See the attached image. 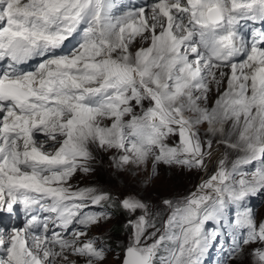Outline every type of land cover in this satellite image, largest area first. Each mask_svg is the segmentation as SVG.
Wrapping results in <instances>:
<instances>
[{
    "label": "snow or ice",
    "instance_id": "obj_1",
    "mask_svg": "<svg viewBox=\"0 0 264 264\" xmlns=\"http://www.w3.org/2000/svg\"><path fill=\"white\" fill-rule=\"evenodd\" d=\"M0 65V264H264V0H0ZM104 154L114 187L71 183ZM162 166L206 178L120 190ZM117 211L127 242L90 235Z\"/></svg>",
    "mask_w": 264,
    "mask_h": 264
},
{
    "label": "rangeland",
    "instance_id": "obj_2",
    "mask_svg": "<svg viewBox=\"0 0 264 264\" xmlns=\"http://www.w3.org/2000/svg\"><path fill=\"white\" fill-rule=\"evenodd\" d=\"M213 167L214 166H210L209 171H211ZM248 170H252V167L249 166ZM112 172L113 169L110 167L109 159L107 158L106 154H104L102 155L101 162L96 165V171L94 173H78L71 183L74 186L79 187L95 185L111 188L115 185V181L110 178ZM201 178H206L204 173H199L196 171L188 172L175 167L170 168L168 166H162L160 169V175L147 186L139 184L136 182V179L131 176H129V178L121 177L122 180H127L124 181L126 186L122 187L120 190L139 192L140 194L142 193L141 196L146 201H149L154 205H159L160 201L164 198H169L177 193L186 195L189 191H194ZM128 185H134L135 187ZM249 204L257 211L259 217H264V195H261L260 197L258 195L251 197ZM92 210L98 209L93 208ZM137 215H139V213H137ZM131 218L134 219L135 217ZM128 219L129 217L125 213L117 211V214L110 222L104 224L99 229L94 228L90 235H103L104 233H107L106 238L109 239V242H127L131 229H125L124 225ZM207 227L209 230L212 229L211 222H209ZM207 255L208 257L207 259L205 258V264H219V262L224 258L225 254L221 252L219 246H215L210 249ZM106 264H114L112 255L108 257Z\"/></svg>",
    "mask_w": 264,
    "mask_h": 264
},
{
    "label": "bare ground",
    "instance_id": "obj_3",
    "mask_svg": "<svg viewBox=\"0 0 264 264\" xmlns=\"http://www.w3.org/2000/svg\"><path fill=\"white\" fill-rule=\"evenodd\" d=\"M145 4H146V3H142L141 5H145ZM141 5H140V6H141ZM77 39H79V38H77ZM76 43H77V41L74 42V46L76 45ZM74 46H73V47H74ZM108 155H110V154H106L107 158H108ZM109 162H110V161H109ZM107 168H108V167H107ZM110 178H111V177H110ZM128 178H129V177H128ZM131 179H132V178H131ZM201 179H202V178H201ZM109 180H110V179H109ZM111 180H112V179H111ZM126 180H127V179H126ZM126 180H124V181H126ZM132 180H133V179H132ZM112 181H113V180H112ZM110 182H111V181H110ZM136 182H137V181H136ZM127 183H128V182H127ZM133 183H134V182H133ZM134 185H135V184H134ZM134 185H133V186H132V185H128V186L135 187ZM139 187H140V186H139ZM127 189H128V188H127ZM128 190H130V189H128ZM133 190H134V189H133ZM141 194H142V193H141ZM258 196L260 197L261 195H258ZM253 206H254V205H253Z\"/></svg>",
    "mask_w": 264,
    "mask_h": 264
}]
</instances>
